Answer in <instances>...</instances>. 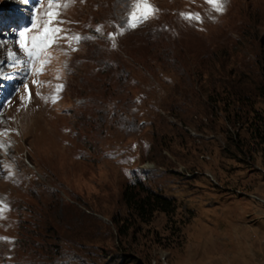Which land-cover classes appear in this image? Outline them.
Returning <instances> with one entry per match:
<instances>
[{
    "label": "rangeland",
    "instance_id": "1",
    "mask_svg": "<svg viewBox=\"0 0 264 264\" xmlns=\"http://www.w3.org/2000/svg\"><path fill=\"white\" fill-rule=\"evenodd\" d=\"M60 2L29 59L48 0H0V264H264V0Z\"/></svg>",
    "mask_w": 264,
    "mask_h": 264
},
{
    "label": "snow or ice",
    "instance_id": "2",
    "mask_svg": "<svg viewBox=\"0 0 264 264\" xmlns=\"http://www.w3.org/2000/svg\"><path fill=\"white\" fill-rule=\"evenodd\" d=\"M206 2L211 6L214 11L222 12L223 11V0H206ZM68 3H61L60 0H48L47 11L44 12L46 19L43 21V27L40 33L36 36H32L31 44H29V35L28 33L32 29H40L41 25L34 22L31 29L22 31L19 36V48L24 52V54L29 58L33 59L38 57L42 52H45L52 44L58 42L60 39H67L69 42L76 41L79 42L81 37L78 35L73 36H61L65 30L59 27V24L63 23L58 18L60 16L59 9L61 7H67ZM159 11L154 5L150 3V0H134L132 11L129 14L128 26L134 28L138 26L139 23L148 20L155 16ZM185 19L189 20H200V16L197 13H186L182 14ZM99 31V29H97ZM122 34V33H121ZM112 38H115L113 34ZM10 55L15 58V53ZM42 70V69H41ZM62 87V86H61ZM30 93L28 99L30 100ZM55 102V99L53 100ZM7 131L0 132V136L7 135ZM2 203V202H0ZM6 208V205L4 206ZM3 209H0V214H2Z\"/></svg>",
    "mask_w": 264,
    "mask_h": 264
},
{
    "label": "trees",
    "instance_id": "3",
    "mask_svg": "<svg viewBox=\"0 0 264 264\" xmlns=\"http://www.w3.org/2000/svg\"><path fill=\"white\" fill-rule=\"evenodd\" d=\"M136 189L138 188L135 185L127 186L123 193V200L127 207L134 212L136 211L139 216L142 217L148 209L153 207H157V209L167 214L172 209L169 200L151 193H145V196L141 197Z\"/></svg>",
    "mask_w": 264,
    "mask_h": 264
},
{
    "label": "bare ground",
    "instance_id": "4",
    "mask_svg": "<svg viewBox=\"0 0 264 264\" xmlns=\"http://www.w3.org/2000/svg\"><path fill=\"white\" fill-rule=\"evenodd\" d=\"M13 156V155H12ZM16 157V156H15ZM4 160V159H3ZM15 160H16V158H15ZM15 164V163H14ZM5 169V168H4ZM1 171V170H0ZM2 172V171H1ZM20 174V173H19ZM15 177L16 178H18L19 177V175L17 174V172L15 173ZM20 178V177H19Z\"/></svg>",
    "mask_w": 264,
    "mask_h": 264
}]
</instances>
